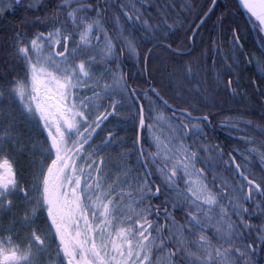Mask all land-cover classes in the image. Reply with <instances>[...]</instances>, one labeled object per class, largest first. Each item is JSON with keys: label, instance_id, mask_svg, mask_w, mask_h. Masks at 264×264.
Instances as JSON below:
<instances>
[{"label": "snow or ice", "instance_id": "6c2138e0", "mask_svg": "<svg viewBox=\"0 0 264 264\" xmlns=\"http://www.w3.org/2000/svg\"><path fill=\"white\" fill-rule=\"evenodd\" d=\"M239 3L259 56L222 0H0L25 13L0 27V264H264V0Z\"/></svg>", "mask_w": 264, "mask_h": 264}, {"label": "trees", "instance_id": "16d2710c", "mask_svg": "<svg viewBox=\"0 0 264 264\" xmlns=\"http://www.w3.org/2000/svg\"><path fill=\"white\" fill-rule=\"evenodd\" d=\"M200 2L201 4L207 3V0H200ZM222 3L228 4L231 6L229 18L230 19L235 18L236 20L240 22L242 26V30H243L242 40L245 42V49H244L245 53L255 52L256 55L259 56L260 55L259 48L261 46V40L258 35L257 28L255 26H252V22L247 12L239 6L237 0H222ZM224 11H225L224 8L221 7L220 9L217 10L215 15L211 16L210 20L205 26V30L202 32V35L204 36L205 41H207V38L209 35H212L213 37H215L220 32L219 28L213 29V23L216 21V17L221 15ZM24 15L25 13L23 11H17L13 13L12 15H10L7 21H0V27H5L13 23L19 24L22 21ZM6 35H9V33L0 31V41H3ZM197 52H199V49H197ZM135 63H136L135 61H129L127 64L124 65L125 71L130 72L132 76V79L129 80V83L133 87H135L137 84V81L141 79L140 74L137 70V67L135 66ZM209 65H210V62H209ZM169 71H171L170 68H169ZM256 71H257V68L254 65H250L246 73V77H251L252 79L258 81L259 77L256 75ZM144 87H148V85L145 84ZM227 107L244 108L245 105L233 104V105H228ZM134 112H135V109H133V113ZM125 115H128V114L125 113ZM226 115H229L228 111L222 112L221 118ZM214 123L216 122L214 121ZM217 133H218L219 141L222 144H227L228 148L230 149L235 142L229 139V137L227 136L225 132H221L219 127L217 128ZM119 135L125 137L126 139L134 138L133 130L131 128H129L127 131H120ZM144 146L145 148L150 147L148 144H145ZM123 147L131 148L132 145L129 143V144L124 145ZM151 151H155V148H151ZM112 155L115 158L117 156V153L113 152Z\"/></svg>", "mask_w": 264, "mask_h": 264}, {"label": "water", "instance_id": "95a60500", "mask_svg": "<svg viewBox=\"0 0 264 264\" xmlns=\"http://www.w3.org/2000/svg\"><path fill=\"white\" fill-rule=\"evenodd\" d=\"M237 2H238V4H239V6L243 9V10H245L244 8H243V6L239 3V0H237ZM246 11V10H245ZM247 12V11H246ZM247 14H248V12H247ZM248 16H249V14H248Z\"/></svg>", "mask_w": 264, "mask_h": 264}, {"label": "flooded vegetation", "instance_id": "af4514ba", "mask_svg": "<svg viewBox=\"0 0 264 264\" xmlns=\"http://www.w3.org/2000/svg\"><path fill=\"white\" fill-rule=\"evenodd\" d=\"M36 15H43L42 12H37ZM43 137H40V139L42 140Z\"/></svg>", "mask_w": 264, "mask_h": 264}, {"label": "rangeland", "instance_id": "374dc122", "mask_svg": "<svg viewBox=\"0 0 264 264\" xmlns=\"http://www.w3.org/2000/svg\"><path fill=\"white\" fill-rule=\"evenodd\" d=\"M42 140H43V138H42Z\"/></svg>", "mask_w": 264, "mask_h": 264}]
</instances>
